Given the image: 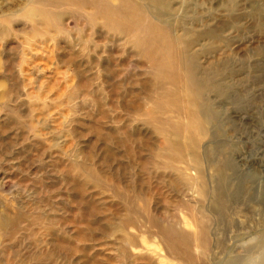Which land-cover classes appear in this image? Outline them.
<instances>
[{
  "label": "rangeland",
  "instance_id": "obj_1",
  "mask_svg": "<svg viewBox=\"0 0 264 264\" xmlns=\"http://www.w3.org/2000/svg\"><path fill=\"white\" fill-rule=\"evenodd\" d=\"M263 237L264 0H0V264H248Z\"/></svg>",
  "mask_w": 264,
  "mask_h": 264
},
{
  "label": "bare ground",
  "instance_id": "obj_2",
  "mask_svg": "<svg viewBox=\"0 0 264 264\" xmlns=\"http://www.w3.org/2000/svg\"><path fill=\"white\" fill-rule=\"evenodd\" d=\"M146 1H148L149 3L152 4V3L158 2L159 0H146ZM163 8H165V7L163 6ZM163 11L166 12L165 10H163ZM164 12L157 11V13L155 12V14L161 16V13H164ZM188 58L189 59L187 60V66L186 67L188 68V73H189V76H188L189 80L188 81H189V84L191 85V87H189V88L192 89L193 96L198 97L201 95L202 91L200 90V87H199L197 80H196L197 75H195L193 73L194 72V69L192 66V64H194L193 58L190 55ZM209 82L210 81H207L205 83V87H207L209 85ZM217 87L212 85V88L210 90H218L219 88H217ZM1 223H4V219H2ZM253 249L256 250V251H254L256 253L255 258H254V263L249 262L248 264H264V237L253 247Z\"/></svg>",
  "mask_w": 264,
  "mask_h": 264
}]
</instances>
